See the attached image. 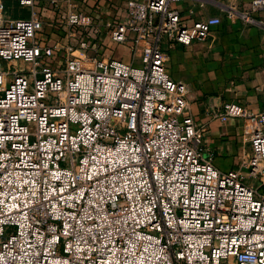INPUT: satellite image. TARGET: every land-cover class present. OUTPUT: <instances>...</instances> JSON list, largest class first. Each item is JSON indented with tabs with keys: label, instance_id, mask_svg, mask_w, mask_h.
Listing matches in <instances>:
<instances>
[{
	"label": "built area",
	"instance_id": "built-area-1",
	"mask_svg": "<svg viewBox=\"0 0 264 264\" xmlns=\"http://www.w3.org/2000/svg\"><path fill=\"white\" fill-rule=\"evenodd\" d=\"M7 1L0 264H264V111L223 106L256 127L241 166L220 171L165 67L164 41L204 42L220 18L186 23L175 0H15L13 17ZM103 3L123 13L107 38L140 49L137 65L98 58ZM44 24L64 41L42 44Z\"/></svg>",
	"mask_w": 264,
	"mask_h": 264
},
{
	"label": "crops",
	"instance_id": "crops-1",
	"mask_svg": "<svg viewBox=\"0 0 264 264\" xmlns=\"http://www.w3.org/2000/svg\"><path fill=\"white\" fill-rule=\"evenodd\" d=\"M13 3L17 5L15 0L6 2L8 10ZM170 7L180 12L186 23L211 16L220 18V24L206 41L188 47L164 41L162 48L167 55L168 75L188 88L187 112L203 130L204 156L220 171L238 168L249 154L248 140L256 125L243 118L221 120L218 115L229 103H240L251 115L264 111V0H175ZM19 11L8 12L13 17L25 12ZM100 12V39L105 48L98 58L137 65L140 49L132 57V49L107 38V25L122 21L123 13L107 3H103ZM241 13L249 14L255 23L246 24ZM45 31L42 38L46 41L42 44L64 41L53 29L47 34ZM74 55L84 57L80 51ZM62 57L63 52L58 53L54 64Z\"/></svg>",
	"mask_w": 264,
	"mask_h": 264
},
{
	"label": "rangeland",
	"instance_id": "rangeland-1",
	"mask_svg": "<svg viewBox=\"0 0 264 264\" xmlns=\"http://www.w3.org/2000/svg\"><path fill=\"white\" fill-rule=\"evenodd\" d=\"M14 11V12H20L19 10H22V9H20L19 7H17V5L15 4V3H13V5H9V10L8 11ZM22 12H23V10H22ZM114 21H116V20H114ZM110 24H112V22L110 23ZM51 29V27H48V25L47 24H44V31H45V33L47 34L48 32H49V30ZM21 67H25V65H22L21 64Z\"/></svg>",
	"mask_w": 264,
	"mask_h": 264
}]
</instances>
